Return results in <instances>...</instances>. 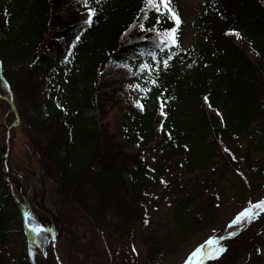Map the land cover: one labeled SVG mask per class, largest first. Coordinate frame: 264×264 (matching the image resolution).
Segmentation results:
<instances>
[{
  "label": "trees",
  "instance_id": "obj_1",
  "mask_svg": "<svg viewBox=\"0 0 264 264\" xmlns=\"http://www.w3.org/2000/svg\"><path fill=\"white\" fill-rule=\"evenodd\" d=\"M170 7L179 15L177 3L171 0ZM89 9L95 11L90 27L84 23ZM169 16L146 0H88L87 6L83 0H0L5 133L11 125L12 140L21 127L16 101L23 99L28 124L46 140L58 172L43 184L52 182L68 205L81 203L97 225L107 218V201L85 203L84 183L90 193L115 196L113 210L121 217L131 211L146 217L148 184L176 166L181 177L202 176L177 189L183 196L173 207L176 229L192 233L215 210L213 179L231 171L244 182L240 166H249L251 151L264 146V0H207L199 35L187 47L180 26L175 44L165 35L177 28ZM86 108L93 114L85 116ZM240 142L246 143L242 154ZM157 151L152 168L146 155ZM256 171L264 176L261 167ZM9 172L0 174V264L10 262L6 248L18 237L16 264H36L46 247L49 260L60 264L57 245L47 246L50 232L25 228ZM18 195L28 224L52 229L41 205ZM124 196L131 202L121 207ZM158 248L150 249L147 264L160 259Z\"/></svg>",
  "mask_w": 264,
  "mask_h": 264
},
{
  "label": "rangeland",
  "instance_id": "obj_2",
  "mask_svg": "<svg viewBox=\"0 0 264 264\" xmlns=\"http://www.w3.org/2000/svg\"><path fill=\"white\" fill-rule=\"evenodd\" d=\"M173 1L180 9L182 45L187 47L193 44L199 35L201 15L207 0ZM16 105L22 125L12 140L9 137L8 144L5 142L4 125L9 123L10 119L0 109V174L8 176L2 161L4 150H7V171L13 174V185L10 188L15 195L19 196L21 192L45 210L40 216L42 219L50 218L54 242L57 245L56 256L60 264H147L149 253H153L150 249L156 247H159L160 259L155 260V264H264V210H261L254 220L249 221L242 217V223L229 227L252 205L264 202V176L259 177L256 171L257 166L264 169V146L260 151H251L249 166H240L244 182L231 171L213 179L215 210L210 212L206 220L192 233L183 235L176 229L173 207L177 198L183 196L177 189L182 184L192 186L201 181L202 176L189 173L181 177L180 168L176 166H172L171 171L162 176V180L158 178L157 182L148 184L146 192L151 193L152 199L145 200L146 217L139 211H131L121 217L113 210L117 208L118 203L114 199L115 196L110 192L90 193L84 183L85 203L93 206L100 200L107 201L103 212L107 218L105 222H99L97 225L80 210L81 203L73 201V206L68 205L52 182L50 186L43 184V178L48 177L55 181L58 172L47 154L43 143L46 140L32 131L28 124V103L18 99ZM92 114V109L84 110L85 116ZM256 138L258 139V135ZM236 147L239 154L245 153L246 143L240 142ZM160 155L158 151L153 153V158L150 154L146 155L150 167L156 165ZM217 159L218 164L221 163L222 159ZM149 173L154 177L153 170ZM178 176L181 178H176ZM119 195L121 197L122 193ZM120 201L121 207L124 201L131 202L129 196L122 197ZM188 207L191 208V205ZM111 221L115 222V227ZM22 239L16 238V241L6 248V256L10 261L8 264H16L11 258L17 256ZM212 239L218 241L217 247L225 249L218 258L193 257L192 254L198 248H202ZM36 264L53 263L49 258L45 260L39 255Z\"/></svg>",
  "mask_w": 264,
  "mask_h": 264
},
{
  "label": "snow or ice",
  "instance_id": "obj_3",
  "mask_svg": "<svg viewBox=\"0 0 264 264\" xmlns=\"http://www.w3.org/2000/svg\"><path fill=\"white\" fill-rule=\"evenodd\" d=\"M85 6H87L88 0H83ZM148 5L150 7H155L157 11H159V7L162 5L169 13L170 16L169 18L174 20L175 24L177 25V28L172 29L170 32L165 33V35L170 39L171 43L175 44L176 43V32L178 30L179 24L181 23L179 15L170 7V2L171 0H159V3L156 2V0H146ZM95 15V11L92 9H89L88 12V19L84 22L85 25L91 26L93 23L92 17ZM238 36L239 34L236 33ZM139 107L142 108L141 105H138ZM163 115V112L161 113ZM264 210V202L257 203L252 205L250 209L245 211L244 213L241 214V216H238L234 221L233 224L229 225V227H233L236 225H239L242 223V217L243 219L246 220H254L260 215V211ZM33 231L39 233L41 230L40 229H33ZM235 233H233L234 235ZM218 241L217 240H209L206 242L205 246H202V248H198L192 255L193 257L197 256H207L209 259H215L218 258L219 255L225 250L223 247H217Z\"/></svg>",
  "mask_w": 264,
  "mask_h": 264
},
{
  "label": "water",
  "instance_id": "obj_4",
  "mask_svg": "<svg viewBox=\"0 0 264 264\" xmlns=\"http://www.w3.org/2000/svg\"><path fill=\"white\" fill-rule=\"evenodd\" d=\"M9 103L11 105L12 111L16 113V110H15V107L13 105L12 99H9ZM17 122H18V116L16 115V122H15V124ZM9 128L10 127H8L7 130H6V141H8V139H9ZM6 161H7V151L4 153V156H3V162H4L5 165H6ZM5 171H7L6 168H5ZM14 197L16 199L18 208L21 209V210L23 209V222H24L25 226L27 227V219H26V210H25V207L22 204V202L19 199V197H17L16 195H14ZM50 233H52V235H53V232L52 231H50ZM45 258L47 259V256L46 255H45Z\"/></svg>",
  "mask_w": 264,
  "mask_h": 264
}]
</instances>
